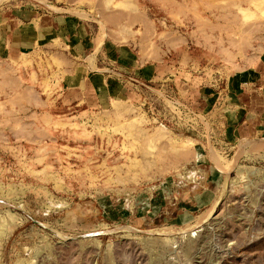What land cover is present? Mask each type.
Returning <instances> with one entry per match:
<instances>
[{
	"label": "rangeland",
	"instance_id": "1",
	"mask_svg": "<svg viewBox=\"0 0 264 264\" xmlns=\"http://www.w3.org/2000/svg\"><path fill=\"white\" fill-rule=\"evenodd\" d=\"M0 264H264V0H0Z\"/></svg>",
	"mask_w": 264,
	"mask_h": 264
},
{
	"label": "bare ground",
	"instance_id": "2",
	"mask_svg": "<svg viewBox=\"0 0 264 264\" xmlns=\"http://www.w3.org/2000/svg\"><path fill=\"white\" fill-rule=\"evenodd\" d=\"M135 20V19H134ZM92 62V61H91ZM93 67V66H92Z\"/></svg>",
	"mask_w": 264,
	"mask_h": 264
}]
</instances>
